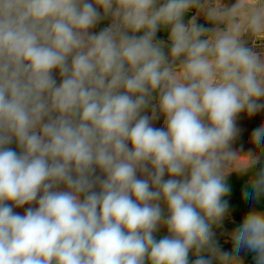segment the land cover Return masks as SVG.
Instances as JSON below:
<instances>
[{
  "label": "clouds",
  "instance_id": "clouds-1",
  "mask_svg": "<svg viewBox=\"0 0 264 264\" xmlns=\"http://www.w3.org/2000/svg\"><path fill=\"white\" fill-rule=\"evenodd\" d=\"M249 40L262 0H0V264H240L211 227L226 176L259 160L231 147L237 115L264 108ZM251 186L264 197V168ZM232 239L264 264V211Z\"/></svg>",
  "mask_w": 264,
  "mask_h": 264
},
{
  "label": "trees",
  "instance_id": "trees-1",
  "mask_svg": "<svg viewBox=\"0 0 264 264\" xmlns=\"http://www.w3.org/2000/svg\"><path fill=\"white\" fill-rule=\"evenodd\" d=\"M156 38L157 37H155V39ZM256 128L258 127H255L254 129ZM243 141L245 142V139H243ZM257 146L261 147L257 155L259 160L253 169L247 172H232L226 176L225 182L230 188V192L222 199L229 202V208L226 212V215L229 214L230 217L234 219L236 222V229L242 224V215H246L252 206H254L258 211H264V197H261L258 200L254 199V190L251 186L252 176L255 174V172L259 171L261 168H264V146ZM245 192L248 193L247 198L244 195ZM215 225L216 224H213L211 229ZM154 235L157 240L163 237L161 234H159V232H156ZM191 253L192 252L189 254L190 264H192V262L197 258L192 256ZM243 259L247 264H256V254L254 252L249 251L245 253Z\"/></svg>",
  "mask_w": 264,
  "mask_h": 264
},
{
  "label": "crops",
  "instance_id": "crops-1",
  "mask_svg": "<svg viewBox=\"0 0 264 264\" xmlns=\"http://www.w3.org/2000/svg\"><path fill=\"white\" fill-rule=\"evenodd\" d=\"M236 0H223V3H225L228 7H231L233 4H235ZM248 3H251L252 0H247ZM262 2H264V0H262ZM102 11V10H101ZM197 15L196 10H190L186 16H185V23L188 22L189 19H191L192 16ZM110 19H104L102 20L100 23H98L93 29V32L98 33L99 31H101L105 25L107 24V22ZM196 23L198 25H204L205 27H209V23L206 21L205 17L203 16V14L197 15V20ZM142 33H137V35H141ZM170 34V30L167 28H161L157 34H156V40L157 41H163L165 43V45L168 44V37ZM253 44L252 41H248V43L246 44L247 47H250ZM256 44L258 45V51L259 52H264V44H261L260 42H256ZM165 53L167 54L168 52V47H165ZM177 65L180 63L179 60H177ZM54 77L57 80V83L59 84L62 80V77H60L59 72L57 70H54L53 72ZM258 104L264 105V97H261L258 101ZM148 114L150 113V110L148 111ZM264 108H260L258 111H256L253 114H249L247 111H242L241 113H239L236 117V126L237 128L240 130L238 136L235 138V140L232 142V149L239 151L241 154H247L245 153V151L242 152V150L238 149L235 147V144L237 143V141L240 140V138L244 137L245 143L246 144H250L251 143V137H252V131L254 127H260L261 123H264ZM160 123V124H159ZM264 125V124H262ZM154 127L157 128H162L164 127V117L161 116L158 120L154 121L153 123ZM10 147L17 149V146L15 143H13L12 145H10ZM18 150V149H17ZM241 163H244L243 161ZM35 206V205H34ZM24 207V206H23ZM23 207H20L21 209ZM20 208H14V211L18 213Z\"/></svg>",
  "mask_w": 264,
  "mask_h": 264
},
{
  "label": "rangeland",
  "instance_id": "rangeland-1",
  "mask_svg": "<svg viewBox=\"0 0 264 264\" xmlns=\"http://www.w3.org/2000/svg\"><path fill=\"white\" fill-rule=\"evenodd\" d=\"M264 121V120H262ZM160 124V123H159ZM264 123H261L260 127L261 126H264L262 125ZM255 128V127H254ZM253 128V130H254ZM253 132V131H252ZM243 139H245L244 137L243 138H240L239 141H237V143L235 144V147L245 151V153H249L251 152L253 155L257 156L258 153H259V149L261 147H258L252 140V137H251V143L250 144H246ZM246 140V139H245ZM233 172H236V171H233ZM232 173V172H230ZM229 173V174H230ZM228 174V175H229ZM139 175V174H138ZM142 178V177H141ZM168 176L166 175L165 176V179H167ZM11 203V202H10ZM29 207V205H25L22 209L20 208L18 213L19 214H24L25 212V209ZM33 207H35L33 205ZM251 211H258L254 206L251 207L250 211L245 215L243 214L242 215V222L244 220V218L251 212ZM235 224L236 222L234 221V219H232L230 217V215H225V217L223 218V220L221 222H219L218 224H216L212 229L211 231L214 233V236H213V240L216 242L217 246L222 250V251H225V252H228L229 254H234L238 257V260L240 262V264H247L244 259H243V256L245 253L249 252L248 249L246 248H241V250L237 253L235 252V246H234V241L232 239V233L235 231ZM157 232H159V234H161L162 236H165L167 235V229L166 228H160ZM192 256L196 257L195 253L192 252L191 253ZM205 256H207V253H205ZM213 264H218V261H216L215 259H213Z\"/></svg>",
  "mask_w": 264,
  "mask_h": 264
},
{
  "label": "built area",
  "instance_id": "built-area-1",
  "mask_svg": "<svg viewBox=\"0 0 264 264\" xmlns=\"http://www.w3.org/2000/svg\"><path fill=\"white\" fill-rule=\"evenodd\" d=\"M110 20L107 22V24H106V26L105 27H107L109 24H110ZM250 48H253V50H255V51H258V45L256 44V43H253L251 46H250ZM259 52V51H258Z\"/></svg>",
  "mask_w": 264,
  "mask_h": 264
}]
</instances>
